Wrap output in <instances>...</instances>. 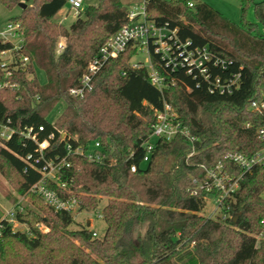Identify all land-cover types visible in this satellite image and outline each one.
<instances>
[{
	"label": "trees",
	"instance_id": "obj_1",
	"mask_svg": "<svg viewBox=\"0 0 264 264\" xmlns=\"http://www.w3.org/2000/svg\"><path fill=\"white\" fill-rule=\"evenodd\" d=\"M21 2L27 7L10 21L22 22V52L30 61L19 64L11 78L18 87L0 88V131L8 124L25 133L0 138V172L17 178L18 194L37 199L16 214L27 225L23 232L2 220L0 208V264H264V239L256 238L264 217V167L244 174L229 200L236 220L201 214L206 196L188 192L192 178L203 173L200 163L212 165L228 151L250 155L264 146L256 135L259 118L249 110L250 101L264 95V33L258 26L264 28V0H241L244 11L253 2L258 23H235L199 0H147L157 24L179 27L184 40L231 60L225 70L212 68V73L239 75L232 93H211L201 77L172 71L153 54L160 71L175 81L161 91L145 66H131L138 54L131 46L103 66L83 98L70 89L80 84L100 47L129 21V6L124 0H98L66 27L55 17L68 0H0L9 9ZM61 39L65 48L58 53ZM12 46L0 41V52ZM35 67L45 71V84ZM61 99L66 107L52 122L47 116ZM165 102L197 137L195 153L190 155L192 146L182 136L160 138L144 161L151 124ZM96 141L101 162L68 153V145L87 149ZM62 159L69 166L48 185L63 197L76 196L81 211L97 210L106 198L103 235L95 237L87 227L70 230L72 212L56 210L30 192L47 162ZM40 223L49 230H41Z\"/></svg>",
	"mask_w": 264,
	"mask_h": 264
},
{
	"label": "built area",
	"instance_id": "obj_2",
	"mask_svg": "<svg viewBox=\"0 0 264 264\" xmlns=\"http://www.w3.org/2000/svg\"><path fill=\"white\" fill-rule=\"evenodd\" d=\"M83 2L84 0H68L71 8L77 14L80 12ZM128 15L129 21L122 25L100 47L96 56L89 63L80 84L70 89L72 95L83 98L88 92L92 91L96 74L110 59L118 58L131 46L137 48L138 53L140 50H146L150 58V66L142 62L133 63L130 61L131 66L133 68L145 66L149 72L150 82L161 91L167 86L175 84V81L168 80L167 76L160 71L153 61V54L158 57L166 68L172 71L183 69L194 78L201 77L207 82L211 93H232L235 87L238 86L239 75L224 77L221 74L213 75L212 73V68L225 70L231 64V60L215 55L207 47L194 45L191 40H184L179 35V27H171L169 23L157 24L155 20L149 17L147 0H139L138 3L129 7ZM24 40L25 29L21 21H9L0 29V41L3 43L10 42L13 45L11 49L0 52V64L4 70V75L0 77V88H16L19 86L17 82L11 81V78L19 64L26 65L30 61L29 57L22 52ZM64 48L65 43L62 39L58 43L57 52L60 53ZM249 110L259 118L260 122L256 128V135L264 143V95L252 99ZM247 126L251 127L252 122H247ZM151 128V139L144 144L146 149L144 161L150 159L155 147L154 139L160 138L172 140L177 136H182L192 146L190 155L195 153L197 137L190 132L188 127L184 126L172 104L165 102L163 108L156 111ZM40 129H43V127H40ZM18 133L24 134L25 132L8 124L1 125L0 138L2 140H9ZM100 148V141H96L93 147L87 149L83 147L74 149L71 145H68V153L83 155L89 160L101 162L104 160V156L100 152ZM65 165L69 166L66 159L57 162L48 161L42 170V179L30 188V192L39 195L56 210L74 213V211L80 209L79 199L76 196L63 197L57 190L48 185L51 181L58 182L60 180L59 172L61 167ZM259 166L264 167V146L250 155L239 151H228L224 154L223 159L212 165L200 163V169L203 173L200 177L194 176L192 178V184L188 188V192L193 196H206V202L209 199L215 202V208L208 217L222 221L232 217L235 218L236 215L230 211L229 200L240 189L242 176L252 172L254 168ZM136 170L137 166L135 164L131 165V171L135 172ZM209 194H212V196L207 197ZM262 196L264 198V191ZM23 210L24 208L18 204L13 210L6 212L2 220L7 221L12 225L13 230L17 231L16 226L20 222L17 220L16 214ZM99 217L103 218L101 212ZM260 223L261 229L256 234L257 240L264 239V217ZM39 228L43 231L49 230L44 223H40ZM93 235L98 237L96 230H94Z\"/></svg>",
	"mask_w": 264,
	"mask_h": 264
},
{
	"label": "rangeland",
	"instance_id": "obj_3",
	"mask_svg": "<svg viewBox=\"0 0 264 264\" xmlns=\"http://www.w3.org/2000/svg\"><path fill=\"white\" fill-rule=\"evenodd\" d=\"M196 1V0H195ZM208 3L216 10L221 12L223 15L228 17L235 23L242 22H254L258 23L257 18L255 16L254 5L253 2H259L261 0H252L253 2L249 3L246 7V10H243V4L241 0H199ZM138 1L130 3L128 6L131 7ZM98 0H84L83 6L80 9V12H84L88 5L97 4ZM27 7V6H26ZM22 8L20 5L9 9L5 7L2 3H0V29L5 26L12 17H16L20 15ZM77 12L71 8V5L67 3L62 10L56 15L55 19L62 23L64 26L69 27L71 23L76 19ZM259 30L264 33V28L261 24L258 23ZM62 40V39H61ZM131 61L133 63L142 62L143 64L150 66V58L149 54L146 50H140L138 54H136ZM36 76L41 84H45L47 81V76L44 70L39 67H35ZM66 107V101L61 99L55 105V107L48 114V119L52 122L56 121L59 116L62 114ZM16 181L17 178L15 176L10 180L6 175L0 172V208L3 212L7 210H13L14 206L20 204L23 208L25 207H34L36 205L35 197L32 196H23L18 194L16 191ZM107 203L106 198H102L100 205L97 210L94 211H86V210H76L74 211L75 222L69 226L70 230L79 229L82 227H87L90 230H96L98 236L104 234L105 229L107 227L106 222L103 218L99 217V213L102 208ZM215 202L213 200H207L205 208L201 211V214L205 216H209V214L214 210ZM5 210V211H4ZM6 214V212H5ZM17 231H26L27 225L24 223H20L16 226ZM105 264V263H102Z\"/></svg>",
	"mask_w": 264,
	"mask_h": 264
},
{
	"label": "crops",
	"instance_id": "obj_4",
	"mask_svg": "<svg viewBox=\"0 0 264 264\" xmlns=\"http://www.w3.org/2000/svg\"><path fill=\"white\" fill-rule=\"evenodd\" d=\"M135 1H138V0H124V2L127 4V5H129L130 3H132V2H135ZM130 2V3H129ZM18 205V204H17ZM15 207V206H14ZM13 207V208H14ZM12 210V209H11ZM11 210H7V211H5V212H8V211H11Z\"/></svg>",
	"mask_w": 264,
	"mask_h": 264
},
{
	"label": "water",
	"instance_id": "obj_5",
	"mask_svg": "<svg viewBox=\"0 0 264 264\" xmlns=\"http://www.w3.org/2000/svg\"><path fill=\"white\" fill-rule=\"evenodd\" d=\"M19 5L22 6L23 8L26 7V3H23V2H21ZM237 218H238V215H236L234 219L236 220Z\"/></svg>",
	"mask_w": 264,
	"mask_h": 264
}]
</instances>
